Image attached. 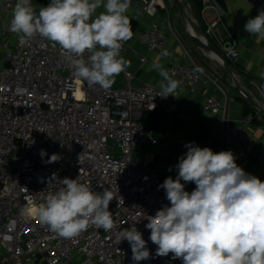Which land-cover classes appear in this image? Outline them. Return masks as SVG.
<instances>
[{"label":"built area","instance_id":"1","mask_svg":"<svg viewBox=\"0 0 264 264\" xmlns=\"http://www.w3.org/2000/svg\"><path fill=\"white\" fill-rule=\"evenodd\" d=\"M32 0L45 7L50 0ZM214 0H203L207 3ZM256 17L264 10V0H241ZM16 0H1L0 7L10 23ZM164 0H146L144 10L154 14ZM173 24L156 22L137 33L138 41L149 51L168 46V28ZM218 21L211 24L214 30ZM14 34V33H13ZM16 45L8 65L0 68V249L4 264H183L169 253L156 256L157 245L149 240L145 226L149 216L164 206L166 199L160 171L143 154L147 146L163 150L182 148L187 144L209 147L214 152L231 150L234 156L253 155L264 171V150L254 151L248 115L242 124L227 118L226 91L218 79L208 77L191 50L184 60L166 70L180 82V89L195 92L200 84L213 82L219 95L208 97L199 117L212 116L221 122L218 144L188 142L185 139L159 140L147 130L142 119L146 112L178 113L180 98L158 96L161 89L150 84H137L125 69V86L103 89L89 86L74 76L58 44L37 35L26 44ZM129 41L123 44L121 56ZM223 53L238 60L236 40L223 43ZM89 53H84L87 59ZM219 59V58H218ZM147 57H142L145 62ZM221 63L222 60L219 59ZM264 73V67L262 68ZM244 97H248L243 92ZM43 152V155H42ZM56 155V161L50 157ZM64 178L78 179L93 191L108 189L114 199L109 204L114 227L106 231L89 225L73 238H64L50 230L31 209L42 203L49 192L63 187ZM187 191V188L185 187ZM32 203H29V202ZM135 224L150 251L147 260L133 262L127 240L117 242L118 232Z\"/></svg>","mask_w":264,"mask_h":264},{"label":"clouds","instance_id":"2","mask_svg":"<svg viewBox=\"0 0 264 264\" xmlns=\"http://www.w3.org/2000/svg\"><path fill=\"white\" fill-rule=\"evenodd\" d=\"M130 6L131 0H50L37 9L32 0H16L9 30L20 44L37 35L58 44L75 77L109 89L130 63L121 56L123 44L134 35L127 14ZM101 7L104 11L97 13ZM244 28L264 40V10ZM160 56L168 57V50ZM151 67L162 78L158 96H176L180 82L162 64ZM185 146L188 150L176 165L178 176L159 185L170 206L149 216L145 226L149 240L157 245L156 256L172 253L183 264H264V181L238 166L231 150ZM55 156L50 161H56ZM181 180L193 182L195 189L189 193ZM62 185L31 209L51 231L73 238L89 225L113 229L110 190L96 192L71 178H64ZM116 239L129 242L133 262L149 259L147 242L135 224L121 229Z\"/></svg>","mask_w":264,"mask_h":264},{"label":"crops","instance_id":"3","mask_svg":"<svg viewBox=\"0 0 264 264\" xmlns=\"http://www.w3.org/2000/svg\"><path fill=\"white\" fill-rule=\"evenodd\" d=\"M146 0H131L128 10L131 28L134 32L123 57L129 61L126 68L134 75L137 84H150L159 87L161 77L151 66L160 63L166 68L178 61L184 60V51L191 50L203 72L212 80L218 79V85L227 93V118L234 125L242 124L244 119L252 114L253 120L248 127L252 138L253 150H264V40L257 39L245 31L246 22L254 18L253 12L242 4L241 0H226L224 5L215 0L203 4L201 11L196 9L193 0H164V5L158 7L153 14L144 10ZM1 2V0H0ZM36 2H40L37 0ZM104 11L103 7L97 13ZM192 15V16H190ZM173 24L168 28V46L157 51H149L137 39V33L156 22ZM218 21V26L212 30L211 24ZM10 23L0 7V68L8 65V58L16 45V36L9 30ZM198 37L204 36L207 43L216 48L224 57L221 63L214 52L205 49L201 44L190 38V33ZM233 37L237 42L239 58L234 61L223 53V43ZM167 49L168 57H161L160 53ZM142 57H147L145 62ZM223 62V61H222ZM126 79L122 73L115 77L112 86H125ZM238 91H237V90ZM219 88L213 83L200 84L195 92L178 88L175 95L180 98L178 113L164 116L154 124L152 131L157 139L179 141L182 139L195 143L218 144L222 136L221 122L208 116L199 117L209 96L218 94ZM246 92L256 104L242 95ZM221 95V92H220ZM250 110L247 111L246 109ZM186 151L182 148L163 150L157 146H147L143 157L156 167L161 174L162 183L168 177L176 179L178 168L176 165ZM236 157V163L247 174L264 181V171L257 164L253 155ZM190 193L196 187L193 182L185 183ZM0 260H3L0 249ZM37 262V263H36ZM44 264L40 259L30 264ZM73 264V262H72Z\"/></svg>","mask_w":264,"mask_h":264},{"label":"trees","instance_id":"4","mask_svg":"<svg viewBox=\"0 0 264 264\" xmlns=\"http://www.w3.org/2000/svg\"><path fill=\"white\" fill-rule=\"evenodd\" d=\"M217 3L224 5L226 0H215ZM194 5L196 6V9L198 11H201L203 8V0H193ZM247 111L250 109L247 108ZM164 114L162 112H146L143 116L142 122L147 130H152L153 125L156 124L158 121H160L162 118H164Z\"/></svg>","mask_w":264,"mask_h":264},{"label":"water","instance_id":"5","mask_svg":"<svg viewBox=\"0 0 264 264\" xmlns=\"http://www.w3.org/2000/svg\"><path fill=\"white\" fill-rule=\"evenodd\" d=\"M190 38L193 40V41H196L198 42L199 44H201L205 49H208L212 52H214L215 54L218 55L219 59H221L223 61V63L226 61L225 60V57L216 49L214 48L213 46L209 45L207 43V40L204 36H200L198 37L194 32L193 33H190ZM237 90V89H236ZM238 91V90H237ZM249 98V96L247 97ZM249 100L253 103V104H256L251 98H249Z\"/></svg>","mask_w":264,"mask_h":264},{"label":"rangeland","instance_id":"6","mask_svg":"<svg viewBox=\"0 0 264 264\" xmlns=\"http://www.w3.org/2000/svg\"><path fill=\"white\" fill-rule=\"evenodd\" d=\"M36 263H37V262H36ZM0 264H4V263H3V260H0ZM40 264H41V263H40Z\"/></svg>","mask_w":264,"mask_h":264},{"label":"bare ground","instance_id":"7","mask_svg":"<svg viewBox=\"0 0 264 264\" xmlns=\"http://www.w3.org/2000/svg\"><path fill=\"white\" fill-rule=\"evenodd\" d=\"M190 16H192V15H190Z\"/></svg>","mask_w":264,"mask_h":264}]
</instances>
